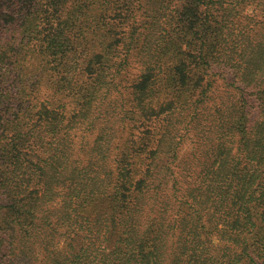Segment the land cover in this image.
<instances>
[{
    "label": "trees",
    "instance_id": "1",
    "mask_svg": "<svg viewBox=\"0 0 264 264\" xmlns=\"http://www.w3.org/2000/svg\"><path fill=\"white\" fill-rule=\"evenodd\" d=\"M0 264H264V0H0Z\"/></svg>",
    "mask_w": 264,
    "mask_h": 264
},
{
    "label": "rangeland",
    "instance_id": "2",
    "mask_svg": "<svg viewBox=\"0 0 264 264\" xmlns=\"http://www.w3.org/2000/svg\"><path fill=\"white\" fill-rule=\"evenodd\" d=\"M229 77H232V75L230 74ZM216 95H220L221 97H223V87H222V85L220 87V90H218L216 92ZM192 146H193L192 138L187 139L186 142H185V144H184V148L182 150V153L184 152L186 154L187 151H190V149H191ZM215 241H216V244H218V242H219L218 236H216Z\"/></svg>",
    "mask_w": 264,
    "mask_h": 264
}]
</instances>
